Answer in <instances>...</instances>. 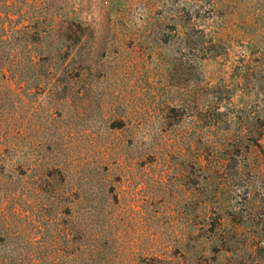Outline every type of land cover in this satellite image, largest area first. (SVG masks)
<instances>
[{"label":"rangeland","instance_id":"rangeland-1","mask_svg":"<svg viewBox=\"0 0 264 264\" xmlns=\"http://www.w3.org/2000/svg\"><path fill=\"white\" fill-rule=\"evenodd\" d=\"M0 264H264V0H0Z\"/></svg>","mask_w":264,"mask_h":264}]
</instances>
